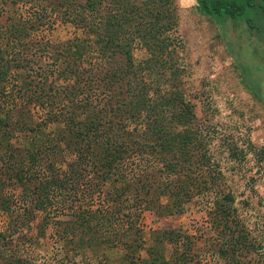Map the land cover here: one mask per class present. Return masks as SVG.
Instances as JSON below:
<instances>
[{"label":"trees","instance_id":"16d2710c","mask_svg":"<svg viewBox=\"0 0 264 264\" xmlns=\"http://www.w3.org/2000/svg\"><path fill=\"white\" fill-rule=\"evenodd\" d=\"M46 1L35 18L0 20V212L10 222L0 231V264H34L11 243L55 208H67L58 236L76 253L122 252L109 264H190L191 236L159 230L146 247L139 219L182 213L194 197L211 199L217 254L245 264L241 256L255 247L178 88L175 0ZM196 2L217 24L244 19L259 31L248 14L264 15V0ZM48 5L83 36L35 46L30 32ZM135 45L146 53L141 60ZM31 48L52 58L35 73Z\"/></svg>","mask_w":264,"mask_h":264},{"label":"rangeland","instance_id":"374dc122","mask_svg":"<svg viewBox=\"0 0 264 264\" xmlns=\"http://www.w3.org/2000/svg\"><path fill=\"white\" fill-rule=\"evenodd\" d=\"M44 1L0 0V9L7 13L0 20L12 14L30 19L46 6ZM175 7L174 33L180 42L175 48L180 68L178 88L192 105L197 127L206 136L209 155L221 173L222 191L233 195L243 232L255 247L240 260L245 264H264V15L248 14L260 27L256 32L244 19L234 25L217 24L196 10V0H175ZM49 9L48 5L42 19L36 22L41 27L30 32L35 46L83 36L81 30L63 21L62 14ZM30 53L38 61L31 64L34 73L39 65L46 67L52 61L49 50L39 52L31 48ZM134 56L137 60L146 56L140 45H135ZM202 198L194 197L178 214L159 216L153 211L143 212L139 227L144 245L150 246L156 231L178 229L191 236L195 256L190 264H226L217 254L214 238L218 233L211 229L207 216L211 199ZM18 203L17 209L21 207ZM95 204L94 200L84 201L86 206ZM66 209L49 211L46 221L45 214L39 212L30 223L27 239L22 236L11 243L14 251L27 254L34 264L115 263L122 253L118 250L76 253L73 243L59 238ZM9 223L0 212V231L8 228ZM141 255L145 256V252Z\"/></svg>","mask_w":264,"mask_h":264}]
</instances>
